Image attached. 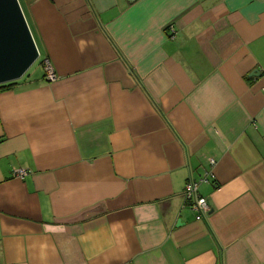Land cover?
Returning <instances> with one entry per match:
<instances>
[{
	"label": "crops",
	"instance_id": "1",
	"mask_svg": "<svg viewBox=\"0 0 264 264\" xmlns=\"http://www.w3.org/2000/svg\"><path fill=\"white\" fill-rule=\"evenodd\" d=\"M18 1L41 60L0 84V264H264V0Z\"/></svg>",
	"mask_w": 264,
	"mask_h": 264
},
{
	"label": "water",
	"instance_id": "2",
	"mask_svg": "<svg viewBox=\"0 0 264 264\" xmlns=\"http://www.w3.org/2000/svg\"><path fill=\"white\" fill-rule=\"evenodd\" d=\"M39 51L18 0H0V84L21 78Z\"/></svg>",
	"mask_w": 264,
	"mask_h": 264
},
{
	"label": "built area",
	"instance_id": "3",
	"mask_svg": "<svg viewBox=\"0 0 264 264\" xmlns=\"http://www.w3.org/2000/svg\"><path fill=\"white\" fill-rule=\"evenodd\" d=\"M43 71L45 79L48 81H54L57 78L56 72L48 59H43L42 61ZM210 163L213 164L214 160L211 159ZM13 174L15 176L23 177L27 174L25 168H14ZM206 176H202L197 180L189 179L184 185L183 196L185 202L189 205L191 209L196 212V219H203L210 211V206L206 198L199 194L198 189L202 182H206Z\"/></svg>",
	"mask_w": 264,
	"mask_h": 264
},
{
	"label": "rangeland",
	"instance_id": "4",
	"mask_svg": "<svg viewBox=\"0 0 264 264\" xmlns=\"http://www.w3.org/2000/svg\"><path fill=\"white\" fill-rule=\"evenodd\" d=\"M40 58H38L32 65H31V67L26 71V73H28V72H31L34 68H36V67H38L39 66V64H40Z\"/></svg>",
	"mask_w": 264,
	"mask_h": 264
},
{
	"label": "trees",
	"instance_id": "5",
	"mask_svg": "<svg viewBox=\"0 0 264 264\" xmlns=\"http://www.w3.org/2000/svg\"><path fill=\"white\" fill-rule=\"evenodd\" d=\"M9 84H10V83H8V84H4V85H2V86H6V85H9ZM199 178H200V177H199ZM199 178H196V179L192 178V179H193V180H197V179H199ZM188 180H189V179H188ZM188 180H187V181H188ZM187 181H186V182H187ZM186 182H185V183H186ZM206 182H207V181H206ZM202 183H204V182H202ZM202 183H201V184H202ZM201 184H200V185H201ZM184 185H185V184H184ZM199 188H200V186H199ZM198 192H199V189H198ZM199 194H200V192H199ZM200 195H201V194H200Z\"/></svg>",
	"mask_w": 264,
	"mask_h": 264
}]
</instances>
